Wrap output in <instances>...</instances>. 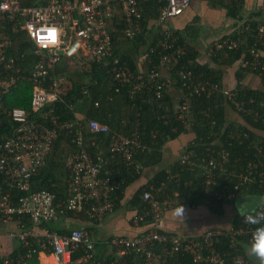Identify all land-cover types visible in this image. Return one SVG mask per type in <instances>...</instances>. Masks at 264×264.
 Instances as JSON below:
<instances>
[{"label":"built area","instance_id":"1","mask_svg":"<svg viewBox=\"0 0 264 264\" xmlns=\"http://www.w3.org/2000/svg\"><path fill=\"white\" fill-rule=\"evenodd\" d=\"M191 1L159 0L165 3L161 6L157 18L159 26L163 28L161 33L163 36L151 49L152 53L159 54L158 63L149 69L147 75H136L128 65L116 59L112 67L116 79L133 80L136 88L153 89L157 97L165 94L170 83L169 80L168 82L161 80L162 70L167 69L168 73L186 52L185 47L178 42V35L170 31L168 22L183 14L191 5ZM116 14L131 21L132 25L125 29L127 37H133L141 30L143 13L139 0H47L46 3L39 5H24L21 0H0V98L20 80L27 79L33 83L30 110L23 107H14L10 110L9 115L16 123V127L10 136L0 141V173L8 179L9 187L26 193L15 198L11 191H3L0 188V220L3 222L27 216L34 226H39L43 222L57 220L69 212H84L93 221L100 222L106 214L115 209L114 193L118 191L120 182L114 178L110 170L105 169L104 158L100 155L94 157L87 149L81 119L66 121L61 125L53 119V123L47 125L32 118L31 114L41 111L47 104L63 100L61 80L57 71L64 58L80 56L92 63L113 56L111 24L113 25V17ZM46 25H55L62 30L61 43L47 49L37 43L35 35L38 29ZM11 32H24L31 43L29 48L31 64L28 63L27 67L24 64V60L27 59L26 52L17 51L16 54H9L16 45L10 36ZM76 45L79 46L73 53L72 48ZM240 48L245 49L249 55L247 67L251 72L259 73L261 89H264V24L258 25L253 43H247L244 35L236 37L227 35L210 45V54L222 49ZM180 74L183 85L191 87L196 95L210 96L215 92H223L239 111L248 115L253 114L255 120L264 123V99L251 97L248 100L237 101L233 89L221 87L212 78H200L187 67L182 68ZM69 108L74 110L72 104ZM182 109L188 111L186 103ZM86 124L94 133L111 131L107 124L96 119H90ZM186 127L190 128V124L186 123ZM61 131L72 135V141L77 146V150L71 152L66 160L69 175L65 199H58L49 189L34 191L31 188L33 174L46 167L52 145ZM242 136L248 137V133L239 135L237 133L234 138ZM141 146L138 132L130 136L113 134L109 143L112 157L121 155L126 164L136 165L137 169L140 166L134 160V155ZM257 151L258 161L252 159L249 162L247 172L241 173L240 181L233 185L231 197L242 196L241 187L257 180L252 177L254 172L251 169L264 162L263 146ZM218 154L220 160L215 156L202 159L207 186L216 183L215 170L221 168L224 171L225 164L230 160L227 149L222 148ZM192 156H197L195 150L184 149L179 163L183 166L196 165L197 162ZM263 180L264 176L261 181ZM164 186L166 187V184L160 186L159 190ZM143 198L150 203V212L154 214L156 220L171 204L167 198L159 199L152 189H145ZM262 198L264 201V196ZM208 203L210 204V201ZM255 210L264 212V205H258ZM149 213L138 211L134 221L143 222ZM255 227L245 223L241 216L237 223L232 222L227 229L206 230L197 236H182L157 229H150L135 237L113 236L111 243L115 249V256L108 264H227V257L230 254L218 248L221 236L224 235L229 238V247L233 250L231 264H249L250 259L242 253L241 246L250 243ZM10 236H17L26 246L32 245L30 238H36L38 242L41 241L43 250H51L58 264H72L73 253L78 250L84 252L82 259L86 261L91 260L95 254V239L88 230L81 227L64 234L47 229L41 240L34 228L11 232ZM32 253L29 251L26 257H31ZM189 260L191 262H188ZM0 264H28V259L22 256L14 260L5 256L0 259Z\"/></svg>","mask_w":264,"mask_h":264},{"label":"trees","instance_id":"2","mask_svg":"<svg viewBox=\"0 0 264 264\" xmlns=\"http://www.w3.org/2000/svg\"><path fill=\"white\" fill-rule=\"evenodd\" d=\"M208 1L216 7L225 8L230 16L239 18V22L243 20L238 15L243 7L244 0ZM21 2L24 5H39L46 3L47 0H21ZM139 4L143 13L140 24L141 30L133 37H127L125 29L132 25L131 21L120 18L116 14L113 17V25L111 24L114 45L113 56L101 62L92 63L83 58L70 59L68 66L60 69L63 71L61 80L63 100L45 105L41 111L31 114V117L47 125H51L53 119L58 122V125H61L66 121L71 122L80 118L83 124L85 142L88 145L87 149L94 157L99 156V153L105 157L111 155L109 143L113 134L130 136L132 133L138 132L142 146L136 151L134 160L141 163L143 168L161 164L163 160L162 150L168 141L178 138L183 133L191 134V141L185 149L196 151L197 156H192V159L197 164L183 166L177 161L167 168H162L147 186L142 187L135 193L131 202L134 207L141 208L145 204L141 197L145 189L148 190L151 186L157 187L167 184L164 188L165 190L168 188L167 196H170V198H174V192H179V197L186 198L190 203L202 204L210 201L211 208L215 213L222 215L225 212V205H230V207L234 205L236 198L230 195L233 185L240 181L241 173L247 172L249 162L252 159L258 161L256 157L258 148L261 146L264 148V123L261 120H255L253 114L248 115L239 111L234 102L223 92H215L210 96L206 94L196 95L191 87L183 85L180 70L187 67L193 70L198 77L212 78L221 87H224L222 82L223 71L209 64H200L197 60L199 51L186 42L189 34L190 37H193V31H189L190 27H185L183 31H177L180 42L186 44V54L169 70V82L161 78L162 81L172 83L175 88L181 91L180 104L175 103L168 91L162 97H157L153 89L136 88L133 80L119 81L116 79L115 73L112 71L116 59L121 63L126 62L131 70L138 75L139 72L133 58L134 52L145 41H150L152 45H155L157 39L163 33V29L160 27L155 28L156 33L151 22L157 20L160 8L165 3L158 0H139ZM260 24H264V21L257 19L255 14L250 15L243 24H240L234 30L232 35L234 37L244 35L247 38V43L251 44L255 40L257 27ZM196 32L194 33L195 37H198L199 35ZM10 36L14 39L16 45L14 49L9 51V54H16L17 51L26 52L27 59L24 60V64L27 67L28 63L31 64L29 62L31 59L29 52L31 43L27 35L24 32H11ZM152 48L149 49L150 68L158 63L159 59L158 53L151 52ZM28 57L30 58L28 59ZM211 58L212 63L223 67L231 66L237 61L241 63V69L237 72L238 84L233 89L237 101L248 100L251 97L264 99V89L247 87L239 82L243 77V69L248 68L249 55L246 54L245 49H222L212 53ZM248 70L250 69L248 68ZM253 73L259 75L257 71ZM32 94L33 83L23 79L13 86L9 92L2 95L0 98V141L10 136L16 127V123L9 115L10 110L14 107H23L30 110ZM185 103L188 106V111L182 109ZM70 104L74 106V110L69 108ZM90 119H96L107 124L111 131L109 133L91 132L86 124ZM186 123L190 124V128L186 127ZM237 133L238 135L248 133V137L242 136L236 139L234 135L236 136ZM222 148L229 151L230 160L225 164L224 171L221 168L215 170L216 183L207 186L202 169V159L215 156L220 160L218 153ZM76 150L77 146L72 141V135L66 133V131H61L54 142L46 167L38 170L32 176V190L49 189L57 195L58 199H65L67 197L69 175L66 160L68 155ZM120 161L121 159L117 163H120ZM120 166V168H117L120 172H117L116 176L120 181H123L120 190L118 189L117 192L121 198L123 188L135 181L142 172L138 173L132 166H127L122 161ZM109 167L114 168L112 165ZM251 170L254 172L252 177L257 178V180L241 187L240 193L242 195L257 194L264 196V180L261 181L264 176V162L259 164L257 168L252 167ZM0 188L3 191H11L15 198L26 194L17 188L9 187L8 179L3 173H0ZM69 215H74V212H69ZM240 217L241 215L236 213L233 222L237 223ZM14 222L18 228L25 231L37 227L55 230L61 234L71 232V229H59L53 222H43L39 226H34L27 216ZM30 239L32 245L18 246L13 251V256L18 257L20 254L23 256L32 251L29 264L35 262L37 264L39 251H44L47 254L52 253L51 250H43L38 240ZM220 242L218 248L230 254L227 257V264H231L233 250L229 247L230 240L222 236ZM241 249L242 253L248 255L244 244ZM83 256L84 252L82 250L75 251L72 264H108L114 258L108 256L106 258L96 257L94 254L91 260L86 261L82 259ZM47 260L51 262L53 258ZM188 262H191V260ZM250 264H257L254 257L250 258Z\"/></svg>","mask_w":264,"mask_h":264},{"label":"crops","instance_id":"3","mask_svg":"<svg viewBox=\"0 0 264 264\" xmlns=\"http://www.w3.org/2000/svg\"><path fill=\"white\" fill-rule=\"evenodd\" d=\"M196 1L198 0H192L191 5L185 10L183 14L170 19L168 22V27L172 33L178 35L179 43L181 42L180 36L177 31H183L185 27H190L189 31H193V33L191 32L193 34V37H190L189 34V37L187 36L188 38L186 39V42L199 51V56L197 58L198 62L200 64H209L210 66H214L215 68L217 67L218 69L222 70L223 86L225 88L234 89V87L238 84L237 72L241 69V63L237 61L231 66L224 67L216 65V63H212L210 45L221 37L232 35L234 30H236L240 26V24H243L250 15L255 14V17L257 19L264 21V0H244L243 7L238 15V17H241L243 19L240 22L238 21L239 18L230 16V13L225 8H222L220 10L218 9L219 7L214 6L208 0H199L198 2ZM151 24L152 26H154L153 29L156 33L157 30L155 28L160 27L161 29H163L161 26H159L157 20L152 21ZM195 31H197L196 33L199 35L198 37H195ZM162 36L163 35H161L157 39L155 45H152L150 41L141 43L137 50L134 52L133 58L139 72L138 74H148V71L150 69L149 63L151 62V58L149 57V49L153 46L155 47ZM181 44L185 47L187 52L186 44ZM80 58L82 57L75 56L71 58H64L59 70L57 71V75L60 80H62L63 72L60 69L64 66H68V63H70V59ZM123 63L128 65L126 62ZM242 75L243 77L241 78V81H239L242 84L246 85L247 87H262L259 77L248 70V68L243 69ZM167 76V69H163L162 77L166 80H169ZM167 91L173 97L175 103L180 104L182 99L181 91L175 88L172 83L168 86ZM190 141L191 134L188 133H183L178 138L168 141L164 145L162 150L163 160L161 164L143 168V165L136 161L140 166L139 169H137L136 165L126 164L121 155H118L116 157H112L111 155L109 157H105L103 155H100L99 153L98 155L104 158L105 169L110 170L114 178L120 182L119 190L123 184V181H120V179L117 178L116 173L120 172L117 168L121 167V161L127 166H132L133 169L138 173H142L135 181L123 188V190L121 191V198L117 193L119 190L114 193L116 207L112 212L106 214L100 222L93 221L84 212H74V215L72 216H70L68 213L64 216H61L59 219L50 222H53L59 229L66 228L68 230H72L74 228L81 227L88 230L95 239V256L103 258H106L107 256H115V249L111 243V239L113 236L135 237L150 229H157L161 232L173 233L182 236H197L202 234L206 230H224L229 228L232 225L235 214L237 213L235 204L232 207L235 210L230 209V205H225V212L224 214L220 215L215 213V211L211 208V205L207 202L202 204L190 203L186 198L181 196L180 198L179 192H174V198H170V196H167L168 188H166V190L165 188L159 190V188H161L160 186H151L150 189H152L154 194L157 195L159 199L167 198L171 201L170 206L164 209L161 217L156 220L154 214L150 212V203L143 198V192L141 195L142 199L145 201L143 207H134L131 202L135 193L142 187L147 186L150 180L158 173V171H160L162 168H167L179 161L181 153L184 151ZM85 145L86 147L88 146L86 142ZM117 159H121L120 163H117ZM111 165L114 166L113 169L109 167ZM115 169L116 171H114ZM179 205H182L185 209L184 219H179L175 215V211L177 210ZM138 211L147 213L150 212L147 215L146 219L141 223H136L134 221V216L136 213H138ZM20 230L21 229L18 228L17 224L14 221L0 222V253L2 254H0V259L5 256L10 257L14 260L16 258L22 257L21 254L18 257L13 256V251L18 246H23L24 244H22L17 236H10L11 232H19ZM34 230L38 233V237H40L41 240L47 229H40L35 227ZM224 237L226 236L224 235ZM32 239H35L36 241V238ZM39 243H41V241H39ZM220 243L221 242H219L218 245ZM248 244L249 243H244V248L246 250ZM24 246L26 247V245ZM41 253L46 257L54 256L57 261V258L54 254H47L44 251H39L37 264H45L44 257H42L43 260L40 258V255L42 256ZM27 254L28 252L23 256L26 260L28 259L29 264V260L31 259V257H26ZM246 256L253 258L249 254ZM49 263L56 264L54 260H51V262L49 261ZM34 264H36V262Z\"/></svg>","mask_w":264,"mask_h":264},{"label":"clouds","instance_id":"4","mask_svg":"<svg viewBox=\"0 0 264 264\" xmlns=\"http://www.w3.org/2000/svg\"><path fill=\"white\" fill-rule=\"evenodd\" d=\"M35 35L37 43L47 49L61 43L62 30L55 25H46L38 29ZM78 46L72 48L73 53ZM258 205H264V201H259ZM236 212L243 216L245 223L256 226L247 246V253L255 258L257 264H264V212L250 209L246 202L237 203ZM175 215L179 219H184L185 209L182 205L178 206Z\"/></svg>","mask_w":264,"mask_h":264},{"label":"water","instance_id":"5","mask_svg":"<svg viewBox=\"0 0 264 264\" xmlns=\"http://www.w3.org/2000/svg\"><path fill=\"white\" fill-rule=\"evenodd\" d=\"M262 200L263 198L261 195L246 194V195L239 196L235 199V206L237 203L246 202L250 209H256L259 204V201H262Z\"/></svg>","mask_w":264,"mask_h":264},{"label":"bare ground","instance_id":"6","mask_svg":"<svg viewBox=\"0 0 264 264\" xmlns=\"http://www.w3.org/2000/svg\"><path fill=\"white\" fill-rule=\"evenodd\" d=\"M42 254V253H41ZM42 257H44V262H45V264H47L46 262V260L47 259H51V258H53V260L55 261V263L57 264V261H56V259H55V257L54 256H49V257H46L44 254H42V256L40 255V258L42 259ZM43 260V259H42Z\"/></svg>","mask_w":264,"mask_h":264},{"label":"rangeland","instance_id":"7","mask_svg":"<svg viewBox=\"0 0 264 264\" xmlns=\"http://www.w3.org/2000/svg\"><path fill=\"white\" fill-rule=\"evenodd\" d=\"M199 1V0H198ZM198 1H196V2H198ZM218 9H222V7H219ZM173 19V18H172ZM173 22V21H172ZM201 211V210H200ZM47 264H50L48 261L46 262Z\"/></svg>","mask_w":264,"mask_h":264},{"label":"flooded vegetation","instance_id":"8","mask_svg":"<svg viewBox=\"0 0 264 264\" xmlns=\"http://www.w3.org/2000/svg\"><path fill=\"white\" fill-rule=\"evenodd\" d=\"M230 209L235 210L234 208L230 207Z\"/></svg>","mask_w":264,"mask_h":264}]
</instances>
